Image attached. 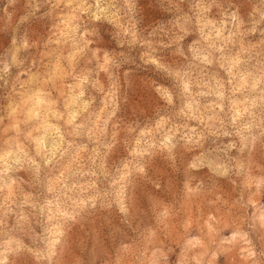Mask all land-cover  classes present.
Returning <instances> with one entry per match:
<instances>
[{"label": "clouds", "instance_id": "1", "mask_svg": "<svg viewBox=\"0 0 264 264\" xmlns=\"http://www.w3.org/2000/svg\"><path fill=\"white\" fill-rule=\"evenodd\" d=\"M0 264H264V0H0Z\"/></svg>", "mask_w": 264, "mask_h": 264}]
</instances>
